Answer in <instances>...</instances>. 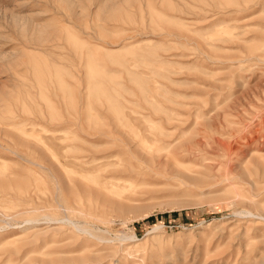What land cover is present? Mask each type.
Listing matches in <instances>:
<instances>
[{
  "label": "rangeland",
  "instance_id": "rangeland-1",
  "mask_svg": "<svg viewBox=\"0 0 264 264\" xmlns=\"http://www.w3.org/2000/svg\"><path fill=\"white\" fill-rule=\"evenodd\" d=\"M247 210L264 0H0V264H264Z\"/></svg>",
  "mask_w": 264,
  "mask_h": 264
},
{
  "label": "bare ground",
  "instance_id": "bare-ground-1",
  "mask_svg": "<svg viewBox=\"0 0 264 264\" xmlns=\"http://www.w3.org/2000/svg\"><path fill=\"white\" fill-rule=\"evenodd\" d=\"M92 168H93V166H92ZM98 171H99V170H98ZM220 173H221V172H220ZM222 173H223V172H222ZM223 174H224V173H223ZM1 190H2V189H1ZM23 206H24V205H23ZM28 207H29V206H28ZM258 210H259V209H258ZM242 211H243V210H242ZM245 212L248 213L249 215H253V216H254V215H255V216L258 215V217L264 219V215H263V214H260L259 212L254 213L252 210H247V211H245ZM245 212H244V213H245ZM241 213H242V212H241ZM36 220H37V219H36ZM26 221L29 222L30 220H26ZM123 235H124V236H123ZM123 235H122V236H123L122 238H124V239H125V238H129V239L131 238V239H132V238L136 237V234H133V235L123 234ZM120 239H121V238H120Z\"/></svg>",
  "mask_w": 264,
  "mask_h": 264
}]
</instances>
